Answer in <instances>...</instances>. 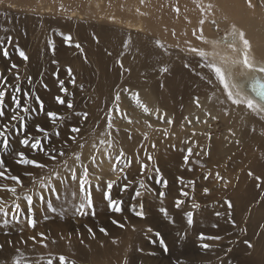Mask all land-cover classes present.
Segmentation results:
<instances>
[{"label":"rangeland","instance_id":"obj_1","mask_svg":"<svg viewBox=\"0 0 264 264\" xmlns=\"http://www.w3.org/2000/svg\"><path fill=\"white\" fill-rule=\"evenodd\" d=\"M10 2L27 4L28 7L49 5L53 7L54 11L48 16H41L38 12L20 13L8 11L2 7ZM61 3L69 10L75 9L85 13L90 10L93 3L108 8V12H112L113 9L110 0H3L0 3V38L7 39L11 36L13 37V44L5 45L10 50L8 58L3 57L2 52H0V72L8 77L10 84H15L17 81L14 73L18 71L22 88L31 89L35 95L41 97L45 104V112L64 113L67 109L55 100L57 95L65 96L59 91L60 86L57 77L53 75L58 68L59 79L65 81V87L73 94L66 95L65 99H73L77 112H89V119L81 124V134L88 140L83 155H87L90 144L102 136L104 129L103 103H100L99 100L102 99L103 93L108 87L107 74L104 70L97 71V64L94 61L95 47L101 43L102 30L100 27L103 24L99 22L93 29L86 24L70 20L65 17L67 13L62 15V11L59 9ZM132 3L130 0H123L122 10L130 11ZM6 29L7 31H5ZM69 34L73 40L71 46L64 39ZM49 41L54 42L55 53H53ZM76 43L80 44L83 51L75 47ZM17 45L27 53L29 57L27 61L19 56L15 48ZM53 59L59 63L53 64ZM12 63H16L19 67L17 70L9 72L8 69ZM69 67L72 68L73 75L76 77L75 85L70 83V77L67 74ZM115 68L120 69V66L117 65ZM29 76L33 80L31 85L27 83ZM44 84H47L48 87L44 88ZM80 85H83V89L80 88ZM6 105L9 112L14 107L10 93L6 97ZM45 112L28 117L29 131L35 133V124L37 123L42 126L50 124ZM77 119V117H72L61 125L65 133ZM207 123L203 122L202 126L195 125L193 127V138L197 141V146H200L198 142L201 141V129ZM225 132L221 122L218 123L217 127L212 128L213 135L220 136L224 135ZM64 138L65 136L62 135L53 138L52 141H45V143L60 146ZM69 145V154L71 151L78 150L71 141H69ZM168 145L174 147H172L171 157L167 160L165 158L160 159V156L157 155L153 156L154 160H147L148 149L145 154L140 153V149V154L133 157L124 152L128 159L133 160L130 168L126 169L127 181L132 183L127 190L121 191L123 183L126 182L122 180L112 189L113 198L123 201V212H112L103 199V181L114 179L115 174L106 176L107 170L102 173V169L96 170L89 165L91 167L90 172H92L90 179L93 182L95 216L90 213L83 216L75 213L74 202L71 198L68 202L63 200L54 202V206L58 208L63 204V211L56 213H52L38 201H34L36 227L32 228L23 219L18 224L10 225L8 228L0 226V243L7 239L27 240L29 237L43 232L48 237L47 248L37 244L33 249L31 241L27 245L20 243L16 246L30 260H35L41 255L48 258L51 254L53 264H59L60 255L68 257L69 262L74 260L76 264H122V260L126 256L131 264H256V260L264 254V183L261 184V187H257L254 176H260L264 180V168L262 171H252L254 176H249L248 173L251 170L241 173L245 166H240V164L238 167L228 166L225 163L226 156L217 161L216 159L212 160L209 157V151H206L201 157L198 155L196 159L192 154L189 161L185 163L183 156L186 154L188 145L185 144V148L180 149H178L179 146ZM121 149L124 151L123 146L114 150V155L118 154ZM181 149L185 151H181ZM20 150H24V146L19 144L18 138L14 136L9 150L0 153L6 160V166L11 169V174L19 175L23 180L24 186L17 189L18 195L33 190L29 177L25 175L26 172L35 171L37 175L40 174L31 166L19 165L15 162L14 153ZM28 154L47 162V157H44L42 153L31 152ZM220 161H223L222 165ZM142 162L148 164L146 176L140 172V163ZM153 167H158L164 179L168 180L167 188L155 183L156 174L152 171ZM209 171L213 173V176L204 179ZM217 172L223 177L222 180L215 178ZM242 174L246 176V186H238L235 191L241 192L234 194L235 179H241ZM96 176L102 177L100 188L95 187ZM178 177H183L185 182L195 180L196 187L191 189L187 183L181 185ZM141 179L151 190L141 189L142 195L136 197L135 191L139 188L138 181ZM4 183L13 184L10 180L0 178V184ZM205 187L211 189L209 194L203 192ZM181 188L189 192L188 197L181 196ZM160 191L165 192L164 197L158 196ZM0 197L8 201L9 205L14 199L11 193L4 189H0ZM177 199L185 201L180 209L175 207ZM229 200L233 204L231 217H217L215 212H225V202ZM193 202L200 203L202 207L193 210L191 208ZM21 203L24 206L23 200ZM139 203L144 205L145 215L143 217L136 216L131 210L132 205ZM161 207L168 209L175 223L163 216L160 212ZM186 211L195 212L192 225L187 224L184 215ZM45 216L48 218L45 219ZM113 220H119L125 224V227L120 228L113 224ZM231 220H234L235 224H232ZM214 225H219V227H214ZM89 227L93 228L96 233L94 238L87 231ZM101 227L107 229V235L99 231ZM21 228H23V232L20 231ZM149 228L152 229L151 233L148 232ZM156 232H160L169 245L167 253L162 250V246L158 243L160 237H156ZM184 232H187L186 237L183 236ZM200 232H205L207 235H221L223 240L204 241L213 244V248L205 250L200 247L202 243L198 239ZM6 233H10V235H6ZM53 240L56 243H52ZM153 240H156L157 243H152ZM246 240L250 241L254 247L249 248L245 244ZM141 249L143 251H140ZM229 249L231 251H228ZM13 255L15 253L10 246L0 252V257Z\"/></svg>","mask_w":264,"mask_h":264},{"label":"bare ground","instance_id":"obj_2","mask_svg":"<svg viewBox=\"0 0 264 264\" xmlns=\"http://www.w3.org/2000/svg\"><path fill=\"white\" fill-rule=\"evenodd\" d=\"M130 1L133 2L130 11L122 10L123 0H110L112 12L94 3L86 13L75 9L62 12V15L67 13L66 18L93 29L99 22L103 24L100 27L101 43L95 47L94 61L97 71L104 70L107 74L108 87L99 100L103 103L104 117L107 111L113 109L116 93H120V111H113L114 127L112 135L108 137L113 141V155L114 150L123 146L124 152L130 157L145 154L148 149L152 157L157 155L160 159L167 160L174 147L168 144L179 146L178 149L185 148L187 144L193 148L195 159L209 151L212 160L217 161L226 156L225 163L228 166H245L241 173L248 170L262 171L264 113L258 115L246 106L232 105L230 101L221 104L220 101L225 100L227 95L223 84L215 78L214 72L202 67L206 63L204 58L189 51L193 47L205 51L207 61L221 67L234 91L238 87L242 94L253 96L246 88L247 82L256 75L264 78V74L246 69L242 63H236L243 59V44L238 32L236 36L231 35V32L233 25L238 31H244L245 38L251 44V61L257 66L264 65V6L260 4V0H252L255 8H249L246 0ZM209 3L213 5V9L210 12L201 11L200 6L206 7ZM2 7L20 13L38 12L41 16H48L54 11L49 5L28 7L27 4L13 2ZM176 7H179V13L176 12ZM202 19L203 25L200 24ZM201 29L204 39H200ZM129 37L131 43L124 47ZM157 40L164 44L167 51L156 45ZM232 43H235L236 51L229 47ZM117 65L120 69L115 68ZM165 66L168 68L166 73L161 71ZM201 76L211 79L213 83L208 84L207 79L202 80ZM136 93L150 111L145 112L137 104L134 98ZM196 97L200 99V108L193 102ZM157 110L160 114L166 113L164 119L158 118ZM209 112L211 116L208 115ZM212 116L218 119H212ZM168 119H172L174 123L169 125ZM204 121L208 123L201 129V141L198 142L200 146H197L192 130L195 125L202 126ZM219 122L226 132L220 136L213 135L212 128L217 127ZM148 124L152 127L149 128ZM105 127L106 118L103 133ZM165 128L170 130L167 136L162 131ZM145 132L148 133L147 140L144 139ZM103 138L102 134L99 139ZM95 142L98 143V139ZM93 151L90 144L88 154L83 155L85 163H89ZM97 155L103 159L101 172L105 173L107 170L106 176L114 175L111 172L113 161L110 162L99 153ZM90 166L95 168V165ZM242 176L241 179H235L234 194L241 192L235 191L238 186H246V176ZM59 189L63 192L62 185ZM255 263L264 264V254Z\"/></svg>","mask_w":264,"mask_h":264},{"label":"snow or ice","instance_id":"obj_3","mask_svg":"<svg viewBox=\"0 0 264 264\" xmlns=\"http://www.w3.org/2000/svg\"><path fill=\"white\" fill-rule=\"evenodd\" d=\"M3 0H0L2 3ZM145 0H141V3H144ZM247 6L249 8H255L256 5L253 4L252 0H246ZM260 4L264 6V0H260ZM10 7H14V5H10ZM201 11L210 12L213 9V5L209 3L206 7L201 5ZM59 9L62 12H67L69 9L65 7L63 3L59 5ZM176 12L179 13V7H176ZM114 19V18H113ZM215 23V21H212ZM204 20H200V24L203 25ZM7 31V29L5 30ZM203 30L201 29L200 39H204ZM238 32L239 40L243 44V59L242 61H236V63H242L244 68L249 70H254L259 74H264V65H255L250 59V50L251 44L248 39L245 38L244 31H238L236 26H232L231 35L236 36ZM63 35V34H61ZM175 35V32H173ZM65 41L71 46L73 44V40L71 35H66L64 37ZM131 43V37H129L128 41L125 43L124 47H128ZM13 44V37L9 36L7 39L0 38V52H2L3 57L8 58L10 56V50L5 45ZM49 44L52 47L53 53H55V44L53 41H49ZM156 45L160 48H165L164 44L157 40ZM77 49L83 51L79 43L75 44ZM179 47V45H177ZM229 47L236 51L235 43L229 44ZM16 51L19 56L27 61L29 59L27 53L19 48V46H15ZM190 52L197 53L200 57L206 60V63L202 65V67L210 69L215 74V78L223 84L224 90L227 95L225 100L220 101L221 104H224L226 101H230L232 105H244L247 109L251 110L253 113L262 114L264 113V78L261 75H256L251 78L247 82L248 89H250L251 93L254 96L244 95L237 87L236 90H233V87L230 86L229 81L226 78L225 72L221 69V67L217 66L214 62L207 61V53L202 49L198 48H190ZM53 64H58L59 62L55 59L52 61ZM18 65L16 63H12L11 67L8 69L9 72H13L18 69ZM121 67H123V63L121 62ZM185 67H189V65H185ZM162 72H168V68L165 66L161 69ZM15 84H10L8 82V77L4 75V73L0 72V153L7 152L11 147L12 140L14 136L18 138L19 144L24 146V150L16 151L14 153L16 157V163L19 165H28L33 169L38 170L40 172L37 175L35 171H28L25 173L26 176L29 177V180L32 185V191L27 193L17 194L18 188H23V180L19 175L11 174V169L6 166V160L3 155H0V178H4L5 180H10L13 182L12 185L7 183L0 184V189H4L7 192L11 193L12 199L11 205H9L8 201L4 200L0 197V226L4 228H8L10 225L18 224L22 219L27 222L32 228L36 227V219H35V209H34V201H38L40 204L45 206L52 213H56L57 211H63V204L59 206H54L55 201L68 202L69 198L74 202L73 209L75 213L83 216L88 215L89 213L93 216L96 215L94 201H93V182L90 179L92 176V172H90L89 165H95L96 169H102L103 159L97 155V153L102 156H106L107 159L112 162L111 172L116 174L114 179H108L103 181L104 188L102 189L103 199L107 202V206L114 213L123 212V201L114 199L112 196V189L114 185H118L120 181H126L123 183L121 187V191H125L128 189L131 181H127V173L126 169L130 168L133 163V160L128 159L126 154L121 149L118 154L113 155L112 146L113 141L108 139L112 135L113 125V111L119 112V100L120 93H116L113 100V109L109 110L105 113L106 118V127L103 133L104 138L99 139L98 143L93 142L91 144V148L94 150L93 153L89 157V163L84 162L83 158V150L85 145L88 144V140L81 134L82 128L81 124L86 122L89 119L88 111H80L77 112L73 99H65L66 95H73L69 92V89L65 87V81L63 79H59V69L57 68L56 72L53 73L54 76L57 77V81L59 84V91L64 93L65 96L57 95L55 97L56 102L59 105H63L67 111L64 113H60L57 111H47L45 112V104L39 95H35L31 89H24L21 86L20 81V73L15 71ZM67 74L70 77V83L76 84V77L73 75V70L71 67L67 68ZM200 75V73H197ZM201 79H207L208 84H212L213 81L208 79L207 77L201 76ZM27 83L29 85L33 84L32 77H27ZM44 88H47L48 85L44 84ZM80 88L83 89V85H80ZM11 94V101L14 104V107L11 108L10 112L8 111V107L6 105V97ZM134 98L137 104L145 111L148 112L150 109L147 105L143 104L140 101L139 94H134ZM23 100V102H22ZM197 108L202 107L200 103L199 97H196L193 101ZM35 105V106H34ZM227 112V109H225ZM40 112H45L46 117L50 121L48 126H42L41 124H35V133L29 131L28 129V117L34 114H39ZM158 118L164 119L165 114H160L159 110H157ZM209 116L212 114L209 112ZM77 117L78 119L73 122L67 129V132H64V129L61 128V125L65 124L70 118ZM187 119V118H185ZM199 120V117L196 118ZM212 119H218V117L212 116ZM191 123V121H188ZM207 123V121H204ZM131 123V121H129ZM167 123L169 125L173 124L174 121L172 119H168ZM148 127L151 128L152 125L148 124ZM165 136L169 135L170 130L165 128L162 130ZM253 131L255 129L253 128ZM62 135L65 138L62 140L60 146H54L51 143H45V141H52L55 137H61ZM144 139H148V133L145 132ZM210 135V134H209ZM69 141L77 146L76 151H71L69 154L68 149L70 148ZM153 148L155 144L152 145ZM181 151H185L181 149ZM38 152L42 153L44 157H47V162L37 159L35 157H31L28 153ZM193 154V148L187 147L186 154L183 156V160L185 163L189 161L190 156ZM147 160H153L151 154L147 156ZM71 161V163H70ZM123 165V166H121ZM148 171L147 163H140V172L142 175L146 176ZM152 171L156 174L155 183L163 185L165 188L168 186V180L164 179L163 174L160 172L158 167H153ZM249 176H254V174L250 171L248 173ZM213 173L208 172L204 179H208L212 177ZM215 178L223 179L220 174L215 173ZM257 181V187H261V184L264 183V180L260 176H254ZM96 188H100L102 177L96 176ZM179 183L184 185L187 183L188 187H195V180H188L185 182L183 177H178ZM139 188L135 191V196L140 197L142 195L141 189L145 191H150L147 184L143 179L138 181ZM63 186V192L60 191L59 186ZM226 186V185H225ZM203 192L205 194H209L211 192L210 188H203ZM47 193V195H46ZM181 196L188 197L189 192L185 191L184 188L180 189ZM159 197H164L165 192L160 191L158 193ZM21 200L24 201V206H22ZM78 202V203H76ZM185 203L183 199H177L175 201V207L180 209L182 205ZM202 206L200 203L193 202L191 208L193 210L200 209ZM233 208L232 202H225V212L216 211L215 215L217 217L225 216L231 217V210ZM131 210L138 217H143L145 215L144 205L143 203H139L138 205L134 204L131 207ZM160 212L168 218L172 223H175V220L170 216L167 208L161 207ZM186 217V221L188 225H192L194 223V211H186L184 213ZM48 217L45 216V219ZM232 224H235L234 220L230 221ZM113 224L118 225L120 228H124L125 224L121 223L119 220H113ZM214 227H219V225H214ZM23 232V228L20 229ZM88 233L95 237L96 233L93 228L89 227L87 229ZM101 233L107 235V229L101 227L99 229ZM148 232L151 233L152 229L149 228ZM6 235H10V233H6ZM156 237H160L158 243L162 246V250L167 253L169 251V245L165 242L164 238L161 236L160 232L155 233ZM180 235V234H178ZM183 236H187V232L183 233ZM198 239L202 242L200 247L208 250L213 248V244L207 243L204 241H222L223 237L221 235H207L205 232H200ZM48 237L45 233L41 232L38 235H33L29 237L27 240L21 239L14 241L13 239H7L3 243H0V252H3L7 247H11L15 255L10 257H0V264H53V259L51 258V254L46 258L44 256H39L35 260L27 259L24 253L21 251L17 244L27 245L29 241L32 242L33 249L37 244L43 245L45 248L48 247L46 241ZM52 243H56L55 240ZM152 243H157L156 240H153ZM245 244L249 248H253L254 245L250 241H245ZM140 251H143L141 249ZM228 251H231L229 249ZM59 264H76L74 260L68 261V257L64 255H60ZM122 264H131L129 258L126 256L122 260Z\"/></svg>","mask_w":264,"mask_h":264},{"label":"water","instance_id":"obj_4","mask_svg":"<svg viewBox=\"0 0 264 264\" xmlns=\"http://www.w3.org/2000/svg\"><path fill=\"white\" fill-rule=\"evenodd\" d=\"M246 88H247L248 92L251 93L250 89H248V85L246 86ZM251 94H252V93H251ZM252 95L254 96V94H252Z\"/></svg>","mask_w":264,"mask_h":264}]
</instances>
